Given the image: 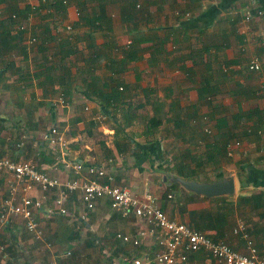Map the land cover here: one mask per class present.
I'll use <instances>...</instances> for the list:
<instances>
[{
	"label": "crops",
	"instance_id": "0c3cea01",
	"mask_svg": "<svg viewBox=\"0 0 264 264\" xmlns=\"http://www.w3.org/2000/svg\"><path fill=\"white\" fill-rule=\"evenodd\" d=\"M31 2L37 9L17 31L5 19L11 2L0 1V157L66 180L71 174L54 168L41 137L58 126L72 158L106 162L118 184L152 196L170 219L246 252L234 233L242 218L264 259V0ZM17 6L31 8L22 0ZM253 58L261 69L249 68ZM62 92L64 106L56 104ZM206 126L225 132L228 145L224 156L202 163L212 153L202 141ZM23 129L29 138L18 146ZM7 176L0 172V198L9 193ZM176 176H233L235 193L201 195L170 179ZM44 194L36 187L28 195ZM56 195L35 211L44 238L17 218L2 234L0 264H133L160 250L151 234L139 245L119 237H138L145 222L113 210L108 199L85 212L74 191L68 214L48 216ZM189 261L221 264L203 250Z\"/></svg>",
	"mask_w": 264,
	"mask_h": 264
},
{
	"label": "built area",
	"instance_id": "2783aa9c",
	"mask_svg": "<svg viewBox=\"0 0 264 264\" xmlns=\"http://www.w3.org/2000/svg\"><path fill=\"white\" fill-rule=\"evenodd\" d=\"M22 1L31 6V11L25 21L16 24L17 31L25 30V22L31 19L30 15L37 9L31 0ZM41 1L44 3L47 0ZM13 17L17 18V15L13 14ZM248 20L249 16L244 17V21ZM68 28L72 27L68 26ZM36 41V37L29 39L31 44ZM249 68L251 70L261 69L260 60L253 58ZM56 104L67 105L63 92L56 99ZM102 118L105 119V116ZM205 131L210 132L211 127L206 126ZM41 137L55 154L54 168H64L71 176L66 180H61L41 170L31 161H19L9 156H1L0 172H9L5 180L9 193L6 197L0 198V241L4 231L19 217L22 218L29 233L36 238L43 239L44 229L36 219V209L43 207L47 194L55 189L57 194L54 200L55 205L47 208L46 213L50 217L68 214L69 210L65 206L66 199L69 193L78 191L85 212L93 210L98 200L108 199L113 210L123 215L134 213L145 222V228L139 231L138 237L118 235L127 242L139 245L140 237L151 234L159 245L160 250L155 256L145 255L133 258V264H152L153 262L155 264H190L189 253L202 250L221 264H264V259L259 255L256 243L242 218L238 217L234 233L245 240L246 252L234 249L223 239L215 240L186 223L170 219L152 196L139 197L134 195L128 187L118 184L115 172L108 168L106 162L84 166L83 163L72 158L68 151L66 134L58 126L43 130ZM28 138L29 132L23 129L17 145L21 146ZM36 187L45 194L34 200L28 194ZM83 217L85 218L86 214ZM0 248L4 249V246Z\"/></svg>",
	"mask_w": 264,
	"mask_h": 264
},
{
	"label": "trees",
	"instance_id": "16d2710c",
	"mask_svg": "<svg viewBox=\"0 0 264 264\" xmlns=\"http://www.w3.org/2000/svg\"><path fill=\"white\" fill-rule=\"evenodd\" d=\"M0 1H7V0H0ZM8 1L11 2L10 3L11 4V9H10V12L5 17V19L9 23H11L12 26H14V29H15L16 24L21 22V21H23L26 18L27 13H29L31 11V8L29 6H26L27 9H25V10L22 9L21 10L20 7L18 8V6H17V3H18L19 0H8ZM13 14H16L17 18H14ZM212 132H213L212 129H211L210 132H206V131L204 132L207 136L204 137L202 139V141L203 140L206 141V146L208 147V151H210L212 153H207L208 155L202 154L200 156V162H202V163H203V161H212L213 158L217 159L218 157L224 156V154L226 153V149H227L226 147L228 145V137H227L228 135L225 132H223V131H221V132H219L218 134H215V135ZM224 136H226V137H224ZM198 164L200 165L199 162H198ZM193 173H195V171ZM184 177L193 178V175H190V176L184 175ZM237 219H238V217L236 218V224H237ZM236 224H235V226H236Z\"/></svg>",
	"mask_w": 264,
	"mask_h": 264
},
{
	"label": "water",
	"instance_id": "95a60500",
	"mask_svg": "<svg viewBox=\"0 0 264 264\" xmlns=\"http://www.w3.org/2000/svg\"><path fill=\"white\" fill-rule=\"evenodd\" d=\"M173 182H179L186 189L208 197L217 195H232L235 193V178L233 176L217 179L211 182L188 180L182 177H171Z\"/></svg>",
	"mask_w": 264,
	"mask_h": 264
}]
</instances>
